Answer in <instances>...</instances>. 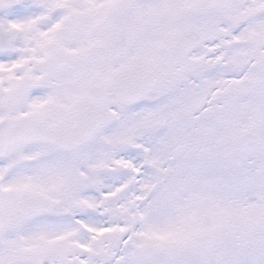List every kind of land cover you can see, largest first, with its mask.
<instances>
[{"label":"snow or ice","instance_id":"1","mask_svg":"<svg viewBox=\"0 0 264 264\" xmlns=\"http://www.w3.org/2000/svg\"><path fill=\"white\" fill-rule=\"evenodd\" d=\"M0 264H264V0H0Z\"/></svg>","mask_w":264,"mask_h":264}]
</instances>
